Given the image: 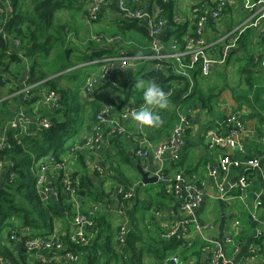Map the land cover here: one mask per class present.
<instances>
[{"label":"trees","instance_id":"trees-1","mask_svg":"<svg viewBox=\"0 0 264 264\" xmlns=\"http://www.w3.org/2000/svg\"><path fill=\"white\" fill-rule=\"evenodd\" d=\"M8 1L9 8L6 1L0 0V6L4 7L6 12L3 33L0 34V132L16 109L20 107L28 109L31 115H34L36 112L33 110V105L43 97L44 91H55L59 94L60 100L58 108L53 111L46 108L47 111L40 113L49 118L51 125L48 129H30L25 134L9 129L6 134V146L0 150V162H9L12 166L0 183V257L7 264H40L31 263L28 254L21 248L12 249L14 243L10 237L13 232H21L23 228L29 229L30 236H46L56 227L60 234L65 233L61 235V239L68 249L82 257L79 264H144L145 253L154 254L158 259L154 264H162L171 253H177L183 260L191 256L201 257L204 242L199 239L183 237L164 239L159 233L151 236L146 229L147 224L141 229L139 221L143 220L144 216L140 218L137 215L139 213L137 204L134 206L132 204L127 210L133 229L125 248L122 249L123 252L120 253L115 242L117 229L105 206L106 201L113 202L107 200L109 196L104 187L107 178L95 173L97 182L93 181L87 165L90 156L81 152L75 153L80 169L74 175H79L81 179L79 194L84 204L83 211L88 212L91 204L99 205L100 209L96 213V227L92 230L89 245L81 246L66 237L69 232L72 205L67 202L68 196L61 185L58 188L57 200H49L47 203L41 201L35 187L33 162L48 156H54L59 160L71 153L77 144L82 143L101 106L97 101H83L82 85L71 88L70 83L77 80L80 69L95 67L90 65L92 61L105 54H111L113 50L91 41L90 38L83 43L85 46L82 48L83 52L77 53L74 50L75 41L70 36L74 32L78 33V30L74 29L72 21H62L56 16L66 10L71 11L73 20L77 17L72 13L73 10L76 15L82 12L86 16L88 10L77 0ZM129 2L132 4L133 0ZM157 3L163 16L169 20V24H172L175 1L164 4L157 0ZM212 20L209 19L210 23ZM194 30L193 26L190 30L193 35ZM131 31L138 32L150 40L148 29L131 19L115 21V30L112 33L128 39ZM186 34L185 25L171 32V36L181 44ZM11 40L19 42L16 49L11 44ZM243 40L244 34L240 38V43ZM232 56L233 54L228 57V62ZM186 62L187 58L184 60V63ZM239 62V72L247 85V89L241 91L239 96L245 98L255 89L254 76L258 74L257 66L260 63L254 62L252 54L240 58ZM159 64L160 69L141 71L137 79H134L132 72L127 76L123 89L124 97L118 105V110L124 108L131 100H134L135 104L143 102V85L149 82L157 83L164 91L173 89L169 97L172 109L194 98L195 104H199L202 110H211L213 101L228 87L227 82L223 87L217 85L216 77L225 76L217 70H214L208 79L201 76L198 68L187 70L192 84L186 76L179 73L180 69L173 58ZM24 71H27V78L23 84H20ZM60 81H67L68 86H60ZM137 83L141 86L137 87ZM29 86L31 89L27 98H23L21 94L15 95ZM4 88L7 90L3 91ZM258 99L259 96L255 98L256 101ZM163 112L168 113L166 110ZM114 139L115 137L110 142ZM125 158L136 169L127 153ZM181 163L182 161L179 162L182 166ZM118 180L121 181L120 178ZM166 191L165 186L162 185V189L157 193L161 198L157 204L161 207L164 206L162 200L167 197ZM153 205L149 204L145 208H151ZM151 222L152 219L147 223ZM85 252L88 255H84Z\"/></svg>","mask_w":264,"mask_h":264},{"label":"built area","instance_id":"built-area-1","mask_svg":"<svg viewBox=\"0 0 264 264\" xmlns=\"http://www.w3.org/2000/svg\"><path fill=\"white\" fill-rule=\"evenodd\" d=\"M4 1H6L9 8V1ZM111 1L113 0H90L88 14L85 18L86 22L90 24L97 21L103 5ZM115 1L118 3L120 9L128 15L129 19L142 21L147 26L151 37L148 41L149 52L139 55L124 52L123 50L114 48L118 47L121 42V38L118 35L91 33V41L102 44L107 49H112V53L116 52V54L112 55L111 53L106 58L91 62L97 63V70L96 74L89 76L83 85L82 93L84 100L95 93L99 83L104 84L109 82L117 71L132 70L138 62L145 60L155 61L153 70H158L161 68L159 63L163 59L166 57L173 58L178 64L179 73L186 76L192 84V79L187 70L198 68L201 76L208 79L214 70L225 64L230 52L237 48L243 32L249 28L255 29L259 27L261 22H264V0H238L243 4V9L252 15V19H248L246 22L248 24H243L223 36L222 41L225 46L222 49V55L217 57L210 53L215 44L207 42L206 24H208L209 19L219 20L230 0H212L209 2V7L195 2L192 8V18L195 24L194 35L188 32L182 44L176 40L168 44L157 40L159 34L168 25V19L163 16L157 0H133L132 4L129 0ZM160 1L166 4L174 0ZM2 28L3 17L0 15V32ZM13 45L18 47L19 42L13 40ZM186 58L187 62L184 63ZM262 66L264 68V60ZM30 89L31 86L25 87L15 95L21 94L23 98H27ZM172 91L173 89L164 92L169 98L173 93ZM59 100L60 96L55 91H46L42 97L44 106L52 111L59 107ZM142 104L143 102L128 105L119 114L116 113L117 105L110 102L104 104L96 115L89 132L84 136L82 143L77 144L71 153H68L59 160L54 156H48L33 163L32 171L35 175V187L43 203L58 199L59 185L62 186L68 196L67 202L72 205V212L69 219V232L66 237L68 236L71 242L81 246L89 245V240L93 234L92 230L96 227V213L100 209L99 205L91 204L88 212L83 211L84 204L79 194L81 179L79 175H74V165L77 160L75 153L90 154L91 156L87 160L90 171L94 174L104 175L106 170L102 165L101 158H98L99 151L107 148L112 138L128 133L124 122L127 120L131 121L130 115L132 110ZM186 114H188V109H183L181 106L176 108V124L165 139L155 144H152L146 137H141L137 141L136 155L142 161L152 159L157 163V168L152 174L157 176L164 184L167 192L175 196L179 209L184 214L183 219L177 222L171 229L162 232L161 237L164 239H171L173 237L189 238L192 234H197L201 241L204 242L202 252L209 264H239L229 258L226 253L227 247L232 249L234 253L239 252L240 247L233 237L226 236L222 243H218L215 239L205 235V227L201 226L195 218L196 210L204 199L206 182L187 175L184 168L179 164L189 124ZM50 125L48 117L37 115V113L31 115L22 108H18L0 132V150L6 146V134L9 129L18 130L20 133L25 134L30 129H48ZM221 125L225 126L226 131L225 133L221 132L222 134L211 133L209 135L211 145L228 147L229 149L244 153L243 146L238 142V137L243 129V125L238 117L236 115L227 116ZM262 129L264 131V122L262 123ZM94 157L97 158L95 159ZM11 166L9 162H0V179L3 178ZM245 167L247 169L261 170L260 160L257 158L237 159L231 155H224L216 164L208 167L211 176L217 179L216 189L218 199L226 200L228 198L226 175L230 170L232 168L241 169ZM143 170L148 172L147 167H144ZM250 183L247 178L243 177L231 186L236 191L233 198L247 210L249 209ZM107 189L111 190L109 198L114 204H108L106 209L111 213L114 212L118 218L115 242L120 249V253H122V249L125 248L128 236L133 229L127 210L133 204L135 188H126L119 184L108 186ZM255 209L258 210V207ZM260 213L261 211L250 213L251 218L260 221L264 225V211L262 219H259ZM61 235H65V233L60 234L57 227L51 234L38 237L30 236L29 229L23 228L21 232H13L10 239L15 243L20 242V248L28 254V260L31 263L79 264L82 257L68 249L61 239ZM257 254L258 248L253 246L247 254V261L242 264H250ZM84 255H88V253L85 252ZM172 260L174 263L178 262L176 257H173ZM0 264H7V262L0 257ZM163 264L166 263L164 262Z\"/></svg>","mask_w":264,"mask_h":264},{"label":"crops","instance_id":"crops-1","mask_svg":"<svg viewBox=\"0 0 264 264\" xmlns=\"http://www.w3.org/2000/svg\"><path fill=\"white\" fill-rule=\"evenodd\" d=\"M211 1L212 0H183L182 2L178 3L177 0H175L174 10L172 12L173 23L169 24L168 20V25L159 34L157 40L167 44L170 43L171 41L175 40L173 36H171V32L182 25L186 26L187 33L190 32L191 28L194 26V20L192 18L193 4L195 2H199L209 7V2ZM85 2V9L88 10L90 0H83V2L80 3L84 6ZM4 10L5 8L0 6V15L3 17V25L5 22ZM67 11L68 10L62 11V21H67L66 19L62 18L64 13H68ZM224 13V17L217 21L212 20L211 23L208 21V24H206L207 42L209 44H215V46L210 50V53L217 57L222 55V49L225 46L224 42L222 41L223 36L243 24H248L246 23L248 19H252V15L248 14L243 9V4L238 0H230ZM69 16L71 20H73L72 15ZM99 17L100 21L97 20L91 23L98 24L101 28V31H91L90 27H92L93 24L89 25L86 22V16H82V23L89 27V32L87 35L84 31L81 34L80 30L82 28L79 24V18L77 17L76 20H73V23L71 24L73 25L74 29H76V31L78 30V33L74 32V34H71L70 38L73 37L77 41L79 39V42L85 43L86 40L90 38V34L92 32L115 35L112 33L115 30V21L129 19L128 15L120 9L118 3L115 0L103 5ZM134 21L144 25L147 28V26L142 21ZM248 30H252L253 32L251 35L252 40H248L246 42ZM1 33L3 32L1 31L0 34ZM243 34L244 42L241 41L237 48L230 52L229 56L233 54V56H236L237 60H240V57L245 58L247 55H250L253 51H255V41L258 44V50H256L257 52L252 53L254 62L260 63V65L258 64L257 66V70L259 72L257 76H254L256 78L255 89L251 95L247 94L245 98L242 97V100H245L248 103L250 110L247 111L248 107L241 105L239 108L228 114L224 112L217 114L212 112L215 102L213 103L211 110H202L199 104H195L194 98L180 105L183 109H188V114L186 115L189 122L184 138L181 164L185 172L187 171V175H191L198 180H203L206 182L203 202L195 213L196 220L199 222V224H201V226L205 227V235L215 239V241L218 243H222L226 236H232L240 247L239 252L234 253L232 249L227 247L226 253L229 258L233 259L234 262L239 264L245 263L247 261V254L249 250L255 246L258 248V254L256 258L250 262V264H264V225H262L258 220H253L250 214L255 211H261L259 219H262L264 211V131L262 129V123L264 122V90H261L264 89V68L261 66L264 60V22H261L259 27L255 29L249 28L245 30ZM147 43L148 39H146L143 35L138 32L131 31L130 37L125 39L122 36L120 45L114 48H117L118 50L125 49L131 53L139 55L142 54L139 52L140 48H144ZM11 44H13V40H11ZM13 47L16 49V46L13 45ZM246 49H250L252 52L248 53ZM115 54L116 52L112 53V55ZM110 55L111 54H105L99 58L108 57ZM228 57L225 64L218 68L217 71L222 70L226 65H228ZM90 65L95 67H90L88 69L86 79L89 76L96 74L97 65L94 63H91ZM131 72L132 70L117 71L112 76L111 80H109V82L104 84L99 83L95 90L94 96L90 99V101L99 102L101 107L109 102L114 103L117 105L116 113H121L123 108L118 110V105L121 104L122 98L124 97V85L127 80V76ZM84 83L82 84V87ZM258 96L259 99L256 101L255 98ZM81 97H84L82 91ZM133 103H135V101L131 100L129 104L125 105V107ZM22 109L31 114L28 109ZM33 110L37 113V115H41L38 112L39 110L34 105ZM165 110L168 113L163 112ZM165 110H157L161 120L160 123H162L160 126L138 127L130 120L125 121L124 126L127 128L128 133L123 136L115 137L113 141L109 142V146L107 148H103L98 153V158H101L102 165L106 170L104 177L106 176L107 179L104 183V187L108 192V196H110L109 193L111 191L107 189L108 186L122 184L125 187H134L135 199L133 206L137 204L139 209L140 207H146L149 204H154L153 206L155 207L154 213L152 215V222L147 223L143 220H140L142 225H153L159 234L171 229L184 217V214L179 209V204L175 196H172L166 191L167 197L166 199L162 200L164 206L161 207L157 204V202L161 200L157 194L159 191L154 193L152 190L150 191L145 189V191H142L141 196H138V188L142 183L139 182L138 179L135 183L126 181L124 178L125 176H123L121 171L123 165H126L130 172H134L135 170L138 173V166H140L142 169L147 167L148 172L150 173H153L156 170L157 163L155 161L152 159L142 161L135 152L137 150V141L141 137H146L150 140V142H152V144H155L167 137L170 130L176 124V108L172 109L171 105L169 104L168 108ZM230 115H236L243 125V129L238 137V142L243 146L244 153H240L238 150L229 149L228 147L212 146L210 143L209 135L211 133H225V126L223 127L221 123L227 118V116ZM168 119H172L170 124H168ZM125 153L130 156V159L135 164L136 169H134L132 165L129 164L128 159L125 158ZM87 155L91 156L88 153ZM224 155H231L237 159L257 158L260 160L261 170L247 169L246 167L241 169L232 168L226 175L228 182V198L226 200H220L217 198V179L211 176L208 171V167L216 164ZM94 158L96 159L97 157ZM74 169L75 172H78L80 169V164L79 162L77 163V160L74 165ZM90 176L93 181L97 182L96 174L90 171ZM152 176H154V174H152ZM117 177L120 178L121 181H119ZM243 177L247 178L251 182L249 187L250 199L248 201V210L241 206L239 202L233 198L236 191L231 187ZM3 178L0 179V183ZM160 183L164 185L161 181ZM151 192L153 194H151ZM107 200H110V198ZM108 204L114 203L106 201L105 206L107 207ZM257 207L258 210L255 209ZM109 213L112 217V221L114 220L113 218H117L114 212ZM117 223L118 222H116V225H114L116 229ZM189 238L199 239L201 241L197 234H193ZM20 247V242H16L13 244L12 249H18ZM173 257L178 259L177 263L173 262ZM155 262H158V259L155 258L154 254L145 253L144 264H154ZM164 262L166 264H209L203 253L199 258L191 256L185 260L179 258L177 253H171L167 255L162 264Z\"/></svg>","mask_w":264,"mask_h":264},{"label":"rangeland","instance_id":"rangeland-1","mask_svg":"<svg viewBox=\"0 0 264 264\" xmlns=\"http://www.w3.org/2000/svg\"><path fill=\"white\" fill-rule=\"evenodd\" d=\"M78 1L79 2H83V0H78ZM182 1L183 0H177L178 3L182 2ZM81 6H83V5H81ZM85 6H86V2L84 3L83 8H85ZM73 11H72V13L74 14V16H77L79 18V24L81 25V28H82L80 30L81 34L84 31L85 34L87 35L88 32H89V27L86 24L82 23V16H83L82 12L80 11L81 13H79V15H76V13H74ZM67 12L68 13H64L63 14L62 18L66 19L69 22L71 20V18L69 16V15H71V11L68 10ZM225 13L223 12V14L221 15L220 18L224 17ZM61 15H62V12L58 13L56 18L60 20L61 19ZM71 21L73 22V20H71ZM89 25H92V27H90L91 31H101V28L99 27L98 24L91 23ZM92 33H98V32H92ZM252 33H253L252 30H248V36H247L246 42L248 40H252V37H251ZM119 37L121 38V36H119ZM74 41H75L74 50H76L77 53L80 52V51L83 52L82 48L85 47L83 42H79V39L77 41L75 38H74ZM257 45L258 44L255 41V51H253V52H257L256 51V50H258ZM246 50H247L248 53L252 52V50H250V49H246ZM139 52L142 53V54H147L149 52L148 43L146 44V46L144 48H140ZM231 58L232 59L230 60L228 65H226L222 70L218 71V72H222L225 76L224 77H216L217 85L219 87H223L225 82H227V85H228V87L225 88L224 92L216 100L213 101V103L214 102L215 103H214V109L212 110V112L217 113V114L220 113V112L221 113L224 112V113L228 114V113L236 110L237 108H239L241 105H245L246 107H248L247 111L250 110L248 103L245 100H242V97L239 96L241 91L247 89V85L245 84V80L242 77V74H240V72H239L240 62H239V60L236 59V56H233ZM154 66H155V61H153V60H145L143 62H138L137 65L132 69V75H133L134 79H137L139 77L141 71L151 70ZM89 68L90 67H88L86 69L83 68V69H80L78 71L77 80H74V81H72L70 83V87L71 88H77V87L81 86L84 83V81H85V79L87 77V71H88ZM209 82H211V80H209ZM212 82H214L213 79H212ZM59 84L62 87L68 86V82L67 81H60ZM6 90H7V88H4L3 91H6ZM82 90H83V88H82ZM261 90H264V89H261ZM44 92H46V91H44ZM93 96H94V94L91 97H93ZM34 106L39 110L38 111L39 113L47 111L46 107L43 104L42 98H40L34 104ZM171 122H172V119H168V124H170ZM121 172H122L123 176H125L124 178H125L126 181H128L130 183H135L136 180L138 179L139 182H141V177L139 176V174L135 170H134V172H130L129 168L126 167V165H123ZM145 189L150 190V191L152 190V192L155 193L156 191H160L162 189V184L159 182V183L148 185V186H144V187L139 185L138 196H141L142 191H145ZM152 192H151V194H153ZM154 208H155L154 206L151 207V208H148V209L145 208V207H140L139 208V213L137 215L140 218H142V216H144L143 217V221L144 222H150V220L152 219V215L154 213ZM144 218H146V219H144ZM113 219H114L113 220V225H116V222H118V218H113ZM140 224H141L140 228L141 229L144 228V225H142L141 221H140ZM146 229L150 233L151 236H154V235L157 234V230H155L154 226L151 225V224L150 225H146Z\"/></svg>","mask_w":264,"mask_h":264},{"label":"clouds","instance_id":"clouds-1","mask_svg":"<svg viewBox=\"0 0 264 264\" xmlns=\"http://www.w3.org/2000/svg\"><path fill=\"white\" fill-rule=\"evenodd\" d=\"M141 85L137 83V87ZM143 104L132 110L130 119L137 126L155 127L161 122L158 114L159 110H165L169 106V98L162 88L155 82L143 85L142 90Z\"/></svg>","mask_w":264,"mask_h":264},{"label":"water","instance_id":"water-1","mask_svg":"<svg viewBox=\"0 0 264 264\" xmlns=\"http://www.w3.org/2000/svg\"><path fill=\"white\" fill-rule=\"evenodd\" d=\"M26 78H27V71H24L19 83L23 84L26 81ZM137 170H138L139 176L141 177V183L143 186H148V185H152V184H156L160 182L157 176L155 175L152 176V173L145 172L140 166L137 167Z\"/></svg>","mask_w":264,"mask_h":264},{"label":"bare ground","instance_id":"bare-ground-1","mask_svg":"<svg viewBox=\"0 0 264 264\" xmlns=\"http://www.w3.org/2000/svg\"><path fill=\"white\" fill-rule=\"evenodd\" d=\"M175 1V0H174ZM138 21V20H137ZM194 27H195V24H194ZM150 39H151V37H150ZM184 39H185V37H184ZM176 41H177V39H175ZM149 41V40H148ZM178 42V41H177ZM123 51L124 52H129V51H127V50H125V49H123ZM129 53H131V52H129ZM133 54H135V53H133ZM102 58H106V57H102ZM102 58H98L97 60H95V61H99L100 59H102ZM169 59V57H166L165 59H163L162 61H165V60H168ZM175 60V59H174ZM176 62V61H175ZM94 64H96L97 65V63L96 62H93ZM152 70H153V68H152ZM200 72V71H199ZM92 97H89L88 99H86L85 101H90V99H91ZM115 105V104H114ZM99 112V111H98ZM98 114V113H97ZM92 126V125H91ZM91 128V127H90ZM88 133V132H87ZM86 133V134H87ZM85 134V135H86ZM78 162V161H77ZM11 238V237H10ZM11 240V239H10ZM13 242V241H12ZM13 243H15V242H13Z\"/></svg>","mask_w":264,"mask_h":264}]
</instances>
